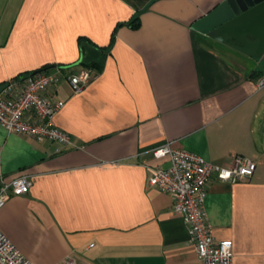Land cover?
Returning <instances> with one entry per match:
<instances>
[{
	"label": "crops",
	"instance_id": "crops-1",
	"mask_svg": "<svg viewBox=\"0 0 264 264\" xmlns=\"http://www.w3.org/2000/svg\"><path fill=\"white\" fill-rule=\"evenodd\" d=\"M222 1L0 0V85L46 66L97 72L80 93L64 79L56 91L54 122L74 147L0 124V187L32 178L0 207V229L32 262L201 264L173 198L147 183L146 164L169 166L150 150L171 142L222 166L257 163L240 181L213 175L205 206L233 264H264V57L192 28Z\"/></svg>",
	"mask_w": 264,
	"mask_h": 264
},
{
	"label": "built area",
	"instance_id": "built-area-1",
	"mask_svg": "<svg viewBox=\"0 0 264 264\" xmlns=\"http://www.w3.org/2000/svg\"><path fill=\"white\" fill-rule=\"evenodd\" d=\"M97 76L93 68L77 71L33 72L11 78L0 85V124L9 133H19L37 140H49L64 147H74L70 135L54 122L55 116L65 106L66 100L56 91L62 79L68 82L76 94ZM264 88V73L258 80V89ZM154 159H166L168 167L146 164L149 171L148 186L156 187L173 198L174 211L186 224L190 240L196 248L201 264H233L234 251L231 239H217L207 214L205 201L207 185L213 175L222 181L236 182L251 177L257 163L249 158L236 157L233 165L222 166L195 153L175 148L171 142L150 150ZM32 186V178L21 174L11 180H2L0 207L15 195L26 194ZM0 264H35L0 229ZM61 264H76L68 256Z\"/></svg>",
	"mask_w": 264,
	"mask_h": 264
},
{
	"label": "water",
	"instance_id": "water-1",
	"mask_svg": "<svg viewBox=\"0 0 264 264\" xmlns=\"http://www.w3.org/2000/svg\"><path fill=\"white\" fill-rule=\"evenodd\" d=\"M192 28L250 57H264V0H223L193 22ZM231 39L240 44L232 43ZM81 63L82 57L73 66ZM52 67L41 68L33 74ZM263 130L264 120L260 124V132Z\"/></svg>",
	"mask_w": 264,
	"mask_h": 264
},
{
	"label": "trees",
	"instance_id": "trees-1",
	"mask_svg": "<svg viewBox=\"0 0 264 264\" xmlns=\"http://www.w3.org/2000/svg\"><path fill=\"white\" fill-rule=\"evenodd\" d=\"M129 25H130L131 27H133V28H137V27L140 25L139 15H138V14H136V15L133 17L132 21L129 22ZM46 67H47V66H46ZM87 67H89V68H93V69H94V66H93V65H90V66H87ZM27 73H29V72H27Z\"/></svg>",
	"mask_w": 264,
	"mask_h": 264
}]
</instances>
